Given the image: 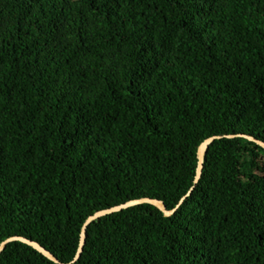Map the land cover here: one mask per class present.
<instances>
[{
	"label": "trees",
	"instance_id": "trees-1",
	"mask_svg": "<svg viewBox=\"0 0 264 264\" xmlns=\"http://www.w3.org/2000/svg\"><path fill=\"white\" fill-rule=\"evenodd\" d=\"M239 135L264 143V0H0V245L69 264L90 217L175 209ZM75 264H264V149L215 141L172 217H103Z\"/></svg>",
	"mask_w": 264,
	"mask_h": 264
},
{
	"label": "water",
	"instance_id": "water-1",
	"mask_svg": "<svg viewBox=\"0 0 264 264\" xmlns=\"http://www.w3.org/2000/svg\"><path fill=\"white\" fill-rule=\"evenodd\" d=\"M236 137L245 138V139H247V140H249V141H251L253 143H256L257 145L261 146L264 149V143L263 142H260V141H258L256 139L252 138V137H248V136H244V135H239V136H216V137H211V138L205 140L200 145V147L198 149V165H197L196 177H195L194 185H193L192 189L190 190V192L186 195V197H184L179 202L178 206L175 209L167 210V208L165 207L163 202H161L159 200H155V199L145 198V199L130 201V202H127L125 204L113 207V208L108 209V210H104L102 212H99V213L93 215L83 225V228H82V231H81V235H80L79 248H78L76 257L69 264H75V263H77L80 260L81 255L83 253V248H84V245H85L87 228L93 222H95V221H97V220H99V219H101L103 217L110 216V215L115 214V213H120V212H122L124 210H127V209L135 207V206H139V205H152L155 208H157L164 215V217H166V218L172 217L176 213V211L180 208V206L184 203V201L192 194V192L196 188L197 184L201 180L202 172H203V169H204V157H205V155L207 153L208 148L215 141H218V140H221V139H233V138H236ZM13 242H20V243L26 244V245L32 247L35 251H37L39 254L44 256L49 261H51V262H53L55 264H63L58 259H56L50 252H48L46 249L41 247L38 243L33 242L31 240H28V239H25V238H22V237H13V238L8 239L4 243H2L0 245V255L5 250V248L9 244H11Z\"/></svg>",
	"mask_w": 264,
	"mask_h": 264
}]
</instances>
